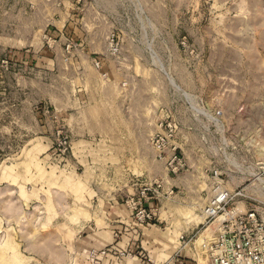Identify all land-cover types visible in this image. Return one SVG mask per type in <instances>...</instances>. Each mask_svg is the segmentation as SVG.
<instances>
[{"label": "rangeland", "instance_id": "obj_1", "mask_svg": "<svg viewBox=\"0 0 264 264\" xmlns=\"http://www.w3.org/2000/svg\"><path fill=\"white\" fill-rule=\"evenodd\" d=\"M170 121L178 174L152 141ZM168 180L197 264L233 213L264 248V0H0V264H44L62 215ZM221 183L244 191L209 220Z\"/></svg>", "mask_w": 264, "mask_h": 264}, {"label": "crops", "instance_id": "obj_2", "mask_svg": "<svg viewBox=\"0 0 264 264\" xmlns=\"http://www.w3.org/2000/svg\"><path fill=\"white\" fill-rule=\"evenodd\" d=\"M66 26L67 21L62 20L53 24L52 29L61 31ZM169 181L164 183L165 192L174 185ZM171 181L180 185L183 182L179 178ZM122 198L121 193L105 197L103 202L91 207L88 217L75 220L62 215L59 223L71 227L72 238L62 226L55 240L43 236L39 241H46L51 249L40 243L34 244L32 250L43 256L44 264H197L196 252L186 239L190 228L183 229L185 235L179 236L178 241L170 240V227L165 226L162 217L167 204L164 196L145 203L156 216L149 224L138 223L131 206ZM171 220L170 217L167 221L172 224ZM102 250L107 253H100Z\"/></svg>", "mask_w": 264, "mask_h": 264}, {"label": "built area", "instance_id": "obj_3", "mask_svg": "<svg viewBox=\"0 0 264 264\" xmlns=\"http://www.w3.org/2000/svg\"><path fill=\"white\" fill-rule=\"evenodd\" d=\"M177 126L172 121L165 124L163 132L156 134L152 141L159 151V156L166 161L169 172L178 174L180 169L184 167L183 158L178 154V143L174 138L177 134ZM254 180H261V173L251 175ZM262 188V187H261ZM217 192L206 206L207 218L213 219L219 213L227 210L228 205L236 195L243 193V188L236 186L230 188L225 185L218 184L214 187ZM165 187L161 183L154 185L141 186L139 194L127 200L133 210L135 220L140 224H149L155 221V214L145 206V203L162 197ZM171 188L168 194L173 193ZM166 193V192H165ZM259 219L257 214L252 211L248 215H240L233 213L223 221L221 232L209 247V256L211 264H264V248L256 247L254 237L249 225L258 226ZM264 237V234H263ZM184 239V236H182ZM100 253L106 254L107 250Z\"/></svg>", "mask_w": 264, "mask_h": 264}, {"label": "bare ground", "instance_id": "obj_4", "mask_svg": "<svg viewBox=\"0 0 264 264\" xmlns=\"http://www.w3.org/2000/svg\"><path fill=\"white\" fill-rule=\"evenodd\" d=\"M255 172H256V170H255ZM258 172V171H257ZM248 173V172H247ZM250 173V172H249ZM253 174V173H252ZM263 191V190H262ZM220 217H222V215H220Z\"/></svg>", "mask_w": 264, "mask_h": 264}]
</instances>
